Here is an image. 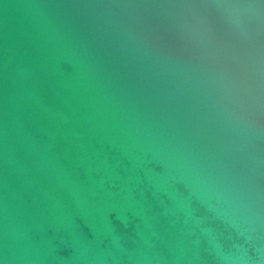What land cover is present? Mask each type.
<instances>
[{"label": "water", "instance_id": "95a60500", "mask_svg": "<svg viewBox=\"0 0 264 264\" xmlns=\"http://www.w3.org/2000/svg\"><path fill=\"white\" fill-rule=\"evenodd\" d=\"M0 264H264V0H0Z\"/></svg>", "mask_w": 264, "mask_h": 264}]
</instances>
